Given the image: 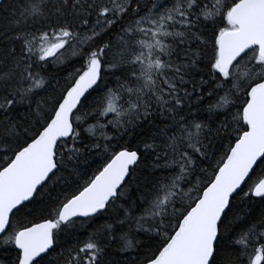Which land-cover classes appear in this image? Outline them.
<instances>
[{"label":"snow or ice","instance_id":"snow-or-ice-1","mask_svg":"<svg viewBox=\"0 0 264 264\" xmlns=\"http://www.w3.org/2000/svg\"><path fill=\"white\" fill-rule=\"evenodd\" d=\"M0 264H264V0H0Z\"/></svg>","mask_w":264,"mask_h":264},{"label":"trees","instance_id":"trees-1","mask_svg":"<svg viewBox=\"0 0 264 264\" xmlns=\"http://www.w3.org/2000/svg\"><path fill=\"white\" fill-rule=\"evenodd\" d=\"M69 70H71V69H69ZM133 195H135V192H133ZM91 225H89V229H91ZM81 236L83 237L84 236V234L83 233H81ZM140 237H141V239H143V234H140ZM84 238H86V237H84Z\"/></svg>","mask_w":264,"mask_h":264}]
</instances>
